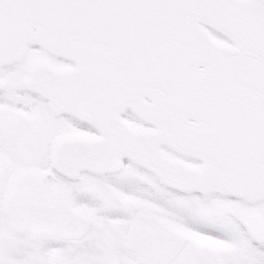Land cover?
<instances>
[{
  "label": "snow or ice",
  "instance_id": "obj_1",
  "mask_svg": "<svg viewBox=\"0 0 264 264\" xmlns=\"http://www.w3.org/2000/svg\"><path fill=\"white\" fill-rule=\"evenodd\" d=\"M0 264H264V0H0Z\"/></svg>",
  "mask_w": 264,
  "mask_h": 264
}]
</instances>
